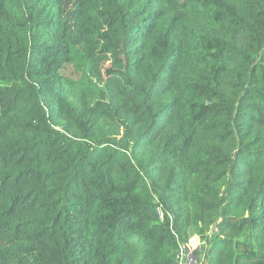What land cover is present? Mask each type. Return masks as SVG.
Instances as JSON below:
<instances>
[{
	"label": "trees",
	"instance_id": "trees-1",
	"mask_svg": "<svg viewBox=\"0 0 264 264\" xmlns=\"http://www.w3.org/2000/svg\"><path fill=\"white\" fill-rule=\"evenodd\" d=\"M190 228L264 264V0H0V264H177Z\"/></svg>",
	"mask_w": 264,
	"mask_h": 264
},
{
	"label": "rangeland",
	"instance_id": "rangeland-1",
	"mask_svg": "<svg viewBox=\"0 0 264 264\" xmlns=\"http://www.w3.org/2000/svg\"><path fill=\"white\" fill-rule=\"evenodd\" d=\"M202 31H203L204 39H209L211 36L214 35V33H213L214 29L209 27V26H204ZM201 35H202V32H201ZM108 64H109V62H106V64L103 65L102 71ZM189 70L191 71L189 76H190V79L193 78V83L188 85L189 88L187 89L188 95H187L186 99L190 102H196V101L199 102V101H201V99L197 98L193 93H191L192 91H194L191 88L193 87V85H196V84L199 85L200 84V83L196 82V78L198 76H200V73H201L200 70L201 69L198 66H196L194 68L189 67ZM102 74H103V72H102ZM90 80L92 82L91 84H93L92 89L95 90L93 92L94 99L101 98L100 91L104 90L102 80H98L96 77H93V76L90 77ZM10 86L15 88V89H27V90H29L30 93L34 92L33 90H31L32 87L30 86V82H28V81H26V82L19 81L18 83H11ZM173 96L174 95H171V97H173ZM54 121L57 122L56 123L57 128H59V129L65 128L66 123L64 122L65 120L61 115H58L56 118H54ZM98 127H100L101 129H103V128L110 129V126L105 121H101L99 123ZM155 201L158 203V205L161 204V206H159L160 207V213L159 214H160V219L163 221L166 217V213L164 212V206L162 203H159V201L157 199H155ZM211 233H212L211 231L208 232L209 237L212 235ZM187 235H188L187 241L186 242L181 241L180 244L181 243L188 244L190 246V248L193 249V251H194V261L197 264H202L203 263L204 248L207 245V243H206L207 238L203 237V235L201 233H199L194 228H190L188 230Z\"/></svg>",
	"mask_w": 264,
	"mask_h": 264
},
{
	"label": "built area",
	"instance_id": "built-area-1",
	"mask_svg": "<svg viewBox=\"0 0 264 264\" xmlns=\"http://www.w3.org/2000/svg\"><path fill=\"white\" fill-rule=\"evenodd\" d=\"M158 211L160 213V209H158ZM173 257L175 258L177 264H197L194 261L193 249H191L186 243H178V247L173 252Z\"/></svg>",
	"mask_w": 264,
	"mask_h": 264
}]
</instances>
